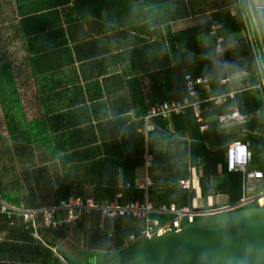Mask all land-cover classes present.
I'll use <instances>...</instances> for the list:
<instances>
[{
  "label": "trees",
  "instance_id": "1",
  "mask_svg": "<svg viewBox=\"0 0 264 264\" xmlns=\"http://www.w3.org/2000/svg\"><path fill=\"white\" fill-rule=\"evenodd\" d=\"M6 3H8L6 0L0 2V24L2 18H5L2 8H8L3 6ZM224 3L230 6L229 0L216 4L211 22L183 29L173 37L175 44L173 46H177L178 55L176 68L158 74L162 76L166 95L163 96L162 88L158 87V79L152 77L153 94L162 95L159 105L183 101L188 96L185 82L187 75L209 78L211 95L215 98L229 92V86H223L222 81L235 70L249 75L246 82L251 84L258 82L259 70L254 61L252 47L242 36L237 39V34L244 32L246 26L240 20L239 14L234 16L229 10H223L224 7H229L224 6ZM43 14L55 15V12L40 13L36 9H28V6L22 2L16 3L15 0V25L8 27L5 23L0 25V34L4 35V47L15 40V72L12 67L0 69V106L2 105L6 110L10 108L14 110L22 102L20 87L23 82L26 83L28 78L42 82L47 80L46 75L49 71H53L31 69L28 76L20 72V68L26 69L28 62L37 61L29 55L33 50L37 52L32 43L42 41L44 38L49 39V35L56 33L51 31L55 30V26L59 23L48 21ZM185 16L178 14L173 18L180 20ZM212 21L222 24V34L228 40L222 53L216 52V40L209 35ZM10 29L15 30L14 40L8 39L6 34L1 32ZM45 32L46 35H43ZM233 35L236 36V42L232 41ZM18 78L22 79L20 83ZM256 93L255 90L237 92L234 99L228 98L223 106H217L211 114L225 113L227 109L238 104L242 114L256 110L263 113L260 119L250 120L246 124L249 130L264 127V106L262 101L256 104ZM134 99L138 100L137 97ZM208 106L213 107L212 104ZM133 109L135 111L133 121L116 114H112V120L107 122L98 121L99 141L94 137L92 143L95 146L92 148H89L90 140L86 139L79 144H72V139L80 134L85 135L87 129L73 130L59 135L49 128L52 123L51 118L47 119L48 126L46 124L43 126L45 122L41 118L34 124L30 123L29 128H26L15 122L20 118L19 111L15 110L14 113L7 110L8 113L0 114V144L3 143L6 147H9L5 144L6 141L13 144H11L14 147L10 149L11 154H14L21 169L17 173L14 165L11 187L6 185L4 177V183L2 176L0 178V264H107L134 246L126 247L124 239L140 231L142 223L139 220L132 218H121L114 222L105 220L102 229L100 226L91 229L93 235L90 245L86 243L93 261L91 262V257L83 261L63 252L61 245L67 239L66 228H46L42 216H38L36 226L31 227L21 218L3 212L4 203L12 208L23 205L26 209L37 210L55 206L62 199L71 196L100 204L115 200L120 204L145 201L146 191L140 188L137 174L146 163L147 143L145 136L136 131L144 130L145 118L152 107L135 106ZM4 120H8L7 130L3 128L2 131ZM23 120L27 122L25 115ZM152 124L157 128L154 133L149 134L148 142V150L154 155L152 166L149 168V176L152 177L154 185L149 188L148 198L154 207L172 203H176L179 208L187 206L190 199H194V195L190 198L191 195L180 187V182L190 177L193 170L197 174L202 197L222 194L228 197L229 205L241 199L242 175L228 172L225 159V145L233 138V134L220 129L216 120L211 121V131L202 134L190 109L180 116L173 117L172 126L162 118L153 119ZM107 126L116 127L117 130L103 137L101 132ZM68 128L72 129L71 126ZM246 139L250 142L251 151L248 169H255L264 161V140L262 136L254 135H247ZM60 142H64V145ZM3 168L10 173L13 165L12 168H7L6 165ZM257 206L252 204L242 209ZM79 223H82V220ZM113 229L115 240L111 244L108 234Z\"/></svg>",
  "mask_w": 264,
  "mask_h": 264
},
{
  "label": "crops",
  "instance_id": "2",
  "mask_svg": "<svg viewBox=\"0 0 264 264\" xmlns=\"http://www.w3.org/2000/svg\"><path fill=\"white\" fill-rule=\"evenodd\" d=\"M17 1L26 4L28 9H36L40 13L55 12V15L43 14V16L48 21L52 20L59 24L55 26V30L51 31H56V33L49 35V39L44 38L42 41L32 43L34 49L36 47L37 52L33 50L29 55L31 58H36L37 61L34 63L32 61L31 63L28 62L26 69L20 68V72L27 74V76L30 74L29 70L31 69L53 71H49L48 75H46L47 80L42 82L33 81L30 78L27 79L26 83L23 82L20 87L22 102L14 110L13 108L7 110L14 113L15 110L19 111L20 118L15 120V122H19L20 125L26 128H29L30 123L34 124L41 118L45 122L43 126L45 124L48 126L47 119L51 118L52 123L49 128L56 131L55 133H59V135L72 132L73 130L87 129L88 132L85 135L80 134L76 136L77 138L72 139V144H79L86 139L91 142L89 148L95 146L92 143L94 137H97L99 141L98 121L107 122V120H112V114L124 116L121 118H128L133 121L135 116L133 108L135 106L138 108L150 106L154 109L163 105L158 104L162 95L156 96L153 94L152 77L155 76L158 79V87L162 88L163 96L166 95V88L163 86L161 79L162 76L158 74L176 68L178 55L176 54L177 46H173L175 45L173 37L183 29L211 22V15L215 12V5L223 3V0H16V3ZM0 2L2 3V0ZM6 2L8 3L3 6H8V8H2V14H5V18H2L0 25L5 23V26L8 27L15 25V0H6ZM229 2L230 6L224 3V6L227 5L229 7H224L223 10H229L234 16L239 14L240 20L244 19L242 21L248 22V27L245 24L246 28L242 33L252 47L254 61H256L255 64H257L259 71L256 84L246 82L249 76L246 72L238 70L233 73L230 72L229 74L231 75L223 80H228V83L223 84L222 81L223 86H229L225 102L228 98L234 99L237 92L255 90L257 91L255 94L256 104L262 101L264 106V24L257 21L256 27H253L245 0H229ZM212 9L214 11H210ZM178 14L186 16L180 20H174L173 17L175 15L178 16ZM257 27H259L260 37L258 36ZM1 32L6 34L8 39L14 40V29L5 32L1 30ZM46 33L43 35H46ZM231 37L232 41L236 42L238 37H241V34H237V39L234 35ZM3 39L4 35L0 34V69L12 67L15 72V40L7 47H4ZM21 80L18 78L19 83ZM155 88L157 87L155 86ZM231 92H236L233 97L229 96ZM134 97H137L138 100L134 99ZM201 98L204 101L215 98L211 95V86L209 91L202 92ZM225 102L221 104L206 102L203 105L202 115L209 128L205 132H202L199 128L202 134L209 133L211 131V121L216 120L220 129L233 134V138L227 141L225 145L226 151L228 145L235 140L246 143L249 149L250 142L247 139L245 140L247 135L262 136L264 140V127H257L251 130L246 127L250 120L255 121L263 116L260 110L242 114L240 106L236 104L227 109L225 113L211 114L217 109V106H223ZM210 104L213 105L212 108L208 106ZM127 108L130 110L126 111ZM236 108H238L243 117L242 123L237 124L235 121H231L224 124L220 122L222 116L232 113ZM7 110L2 105L0 106L1 115L8 113ZM23 115L26 116V123L23 120ZM196 122L198 123L197 120ZM7 123L8 120L3 121L2 131L3 128L7 130ZM168 123L172 126V119ZM69 126L72 127L71 130L68 128ZM199 127H201L200 124ZM115 130H117L116 127L107 126L101 134L103 137H107L110 132ZM136 132L145 136L147 143L145 159L149 155L153 158L154 155L148 150L149 134L152 133L145 134L144 130L141 129ZM3 135H5L4 132ZM5 144L11 145L12 143L6 141ZM60 144L64 145V142H60ZM149 168H146L145 163L143 169L138 171L137 182L141 189H144L148 178L152 179L149 176ZM248 171L264 173V161L258 164L255 169H248ZM240 174L242 175V173ZM187 179L193 181L192 193L181 187V182L184 180L180 182L182 190L187 191L191 195L190 198L192 195L195 196L197 191L201 194L200 183L195 170ZM241 187L243 196V175ZM262 187L264 186L260 182L247 183V189H250L247 194L249 195ZM145 191V201H149V188ZM211 197L225 201L223 206L229 205L228 197L225 195L216 194ZM193 201L194 199H190V203L187 206L195 209L213 208L206 206L204 208L200 206L196 208ZM150 204L154 206L152 202ZM172 205L178 207L176 203H172L171 205L154 208L160 209ZM120 219H108L101 215L93 214L82 217V223H79L80 220L74 225L64 227L67 235V239L64 240V242L66 241L64 246L69 243L72 251L88 249L86 243L90 245L91 236L93 235L91 229L96 228V226H100L102 229L105 220L114 222ZM161 220L167 221V218L161 217ZM139 221L143 227L144 221ZM142 227L140 228L142 229ZM113 232L114 229L108 234L111 244L115 240ZM129 237H126L124 241ZM78 242L82 243L83 246H78ZM65 249H68L67 246H65ZM69 254L74 256L72 253ZM75 258L79 259L78 257Z\"/></svg>",
  "mask_w": 264,
  "mask_h": 264
},
{
  "label": "built area",
  "instance_id": "3",
  "mask_svg": "<svg viewBox=\"0 0 264 264\" xmlns=\"http://www.w3.org/2000/svg\"><path fill=\"white\" fill-rule=\"evenodd\" d=\"M209 28V35L214 38L217 43L216 52L222 53L224 51V45L227 42V37L222 34V24L212 21ZM210 81L209 78H195L191 75H187L185 77V82L188 96L183 101L167 102L162 106L150 110L148 116L145 118V134L156 131V126L152 124L153 119L162 118L169 121L175 116H180L188 109L192 110L195 119L201 126V131L205 132L208 130L209 125L202 115L203 105L206 102L221 104L225 102L227 98V95H225L210 98L207 101L202 100V92L210 90ZM227 83L228 80L223 81V84ZM235 93L236 92H231L229 96L233 97ZM231 121H235L237 124L243 122V117L238 108L234 109L232 113L220 118V122L224 124ZM152 159L153 158L150 155L147 157V169L150 164H152ZM225 159L228 172H239L243 175L244 195L237 203L232 205L212 209H195L190 206L178 208L172 205L170 207L156 209L148 200L145 202H133L129 204H120L119 202L97 204L92 200L83 201L81 198L71 196L68 199H62L59 204L55 206L40 208L37 210H27L22 206L12 208L4 204L3 212L8 213L9 216L15 215L21 218L24 223H29L31 227H35L37 217L42 216L44 227L54 229L74 225L80 221L83 216L92 214L101 215L108 219L135 218L144 221L142 229H140L138 233L132 234L124 241L125 246L129 247L136 245L140 241L152 239L153 237L164 235L171 231H179L184 225L192 224L198 219L207 217L211 214L236 210L243 206L255 203L258 200H264V191L258 193L252 192L249 195L247 194V192L250 191V189H247V183L260 182L264 186V173L248 171V166L251 161V153L247 144L240 140H235L230 143L226 151ZM152 186L153 181L148 178L144 189L148 190V188ZM181 187L192 193L193 181L191 179L184 180L181 182ZM160 216L167 218V221H162ZM35 236L36 235L34 234V237Z\"/></svg>",
  "mask_w": 264,
  "mask_h": 264
},
{
  "label": "water",
  "instance_id": "4",
  "mask_svg": "<svg viewBox=\"0 0 264 264\" xmlns=\"http://www.w3.org/2000/svg\"><path fill=\"white\" fill-rule=\"evenodd\" d=\"M107 264H264V205L211 214Z\"/></svg>",
  "mask_w": 264,
  "mask_h": 264
},
{
  "label": "rangeland",
  "instance_id": "5",
  "mask_svg": "<svg viewBox=\"0 0 264 264\" xmlns=\"http://www.w3.org/2000/svg\"><path fill=\"white\" fill-rule=\"evenodd\" d=\"M244 20V19H242ZM244 24H246V26L248 27V22H244ZM244 30V29H243ZM259 31V27H257V32ZM250 35V34H249ZM241 36L244 38V35L243 33H241ZM258 36L260 37V31L258 33ZM228 42V40H227ZM2 144V145H1ZM0 144V178L2 176V182H3V177L4 179L6 180V185L9 187L12 186V180L14 179V165H16V172H20L21 169H19V166L17 165V162H16V159L14 158V154L12 155L11 154V150L10 149H14V147L12 145H9L8 146L10 147H6L4 146L3 143ZM4 146V147H3ZM4 148V149H3ZM6 165L7 168H12V165H13V170L9 173L5 168H3V166ZM4 183V182H3ZM264 191V187L262 188H259L257 191H255V193H258V192H263ZM10 192V191H9ZM11 193H14V192H11ZM201 194L198 193V191L196 192L195 196H194V207H198L200 206L201 208L203 207H218V206H223L225 205V201H222V199L220 198H216V197H209V198H201ZM252 204H257L258 206H262L264 205V200H258L257 202L255 203H252ZM252 204H249V205H252ZM247 205V206H249ZM22 207L25 208V206L21 205ZM245 206V207H247ZM27 210H33V209H27ZM64 243H62L61 247H64L62 250L64 253L66 254H69V253H72V255H74L75 257H78L80 260H87L88 258L91 257V252L88 250V249H78L77 251H72L71 249V245L68 243L66 244L65 246H67L68 249H65V246H64ZM78 246L82 247L83 244L78 242ZM86 247V246H85ZM93 261L92 257H91V262Z\"/></svg>",
  "mask_w": 264,
  "mask_h": 264
},
{
  "label": "clouds",
  "instance_id": "6",
  "mask_svg": "<svg viewBox=\"0 0 264 264\" xmlns=\"http://www.w3.org/2000/svg\"><path fill=\"white\" fill-rule=\"evenodd\" d=\"M245 4L253 27H256L258 20L264 24V0H245Z\"/></svg>",
  "mask_w": 264,
  "mask_h": 264
}]
</instances>
